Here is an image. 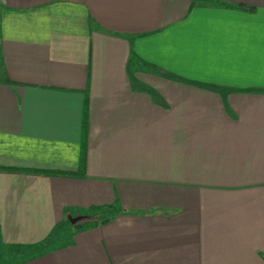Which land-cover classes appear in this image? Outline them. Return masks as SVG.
Wrapping results in <instances>:
<instances>
[{"label":"crops","instance_id":"crops-1","mask_svg":"<svg viewBox=\"0 0 264 264\" xmlns=\"http://www.w3.org/2000/svg\"><path fill=\"white\" fill-rule=\"evenodd\" d=\"M0 264H264V0H0Z\"/></svg>","mask_w":264,"mask_h":264},{"label":"trees","instance_id":"trees-1","mask_svg":"<svg viewBox=\"0 0 264 264\" xmlns=\"http://www.w3.org/2000/svg\"><path fill=\"white\" fill-rule=\"evenodd\" d=\"M84 171V153L82 151L80 155V162H79V168H78V174H81Z\"/></svg>","mask_w":264,"mask_h":264},{"label":"water","instance_id":"water-1","mask_svg":"<svg viewBox=\"0 0 264 264\" xmlns=\"http://www.w3.org/2000/svg\"><path fill=\"white\" fill-rule=\"evenodd\" d=\"M83 219H85V217H75V218H71V217H69V218H68L69 222L72 223V224H74V223H76V222H78V221H81V220H83Z\"/></svg>","mask_w":264,"mask_h":264}]
</instances>
